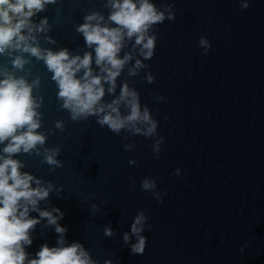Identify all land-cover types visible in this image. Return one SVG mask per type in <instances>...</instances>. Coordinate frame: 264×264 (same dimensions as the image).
Wrapping results in <instances>:
<instances>
[{"label":"water","instance_id":"95a60500","mask_svg":"<svg viewBox=\"0 0 264 264\" xmlns=\"http://www.w3.org/2000/svg\"><path fill=\"white\" fill-rule=\"evenodd\" d=\"M155 3L175 18L150 29L157 35L154 55L134 74L129 69L143 57L134 41H126L119 55L131 52L132 59L116 78L115 92L106 91L103 100L119 95L126 82L158 120V134H117L95 115L73 120L44 61L23 53L26 63L16 68L11 61L18 53L6 52L0 54V70L29 83L38 80L33 86L37 131L46 136L39 153L16 155L24 171L53 185L40 207H59L66 240L83 242L99 264L106 258L113 264H264V0H248L247 8L241 7L243 0ZM105 4L57 0L48 5L34 17L47 16L50 24L47 32L36 33L39 46L67 47L73 55L92 51L76 25L88 12L107 17ZM201 36L211 43L207 53L198 44ZM151 73L155 79L148 82ZM157 95L164 98L158 101ZM159 136L164 140L157 155ZM57 147L61 166L44 159L46 149ZM145 177L155 178L156 188L144 190ZM155 192H166L162 202ZM141 211L147 217L142 254L131 251L134 235L124 240ZM106 226L111 236L104 234ZM57 235L42 219L26 250L34 255L41 244L54 245Z\"/></svg>","mask_w":264,"mask_h":264},{"label":"clouds","instance_id":"9594fccd","mask_svg":"<svg viewBox=\"0 0 264 264\" xmlns=\"http://www.w3.org/2000/svg\"><path fill=\"white\" fill-rule=\"evenodd\" d=\"M55 3L57 0H0V54L7 52L12 56L13 51L17 52L11 61L16 68H23L26 63L27 57L23 53L42 59L56 81L62 106L70 111L73 120L95 115L101 126L106 125L117 134L129 130L145 137L156 136L158 120L147 105H141L137 90L124 82L119 95L111 101L105 102L103 97L106 91L115 92L116 78L132 59L131 52L119 55L126 41H134L133 47L139 46L143 57V60L136 59L133 68L129 69L130 74H134L137 68L144 66V60L154 55L157 35L150 29L166 18L174 19L175 14L158 8L155 0H106L107 17L99 11L88 12L84 14L83 22L76 25V31L83 35L85 44L92 51L73 55L67 47L42 49L37 42L36 33L47 32L50 24L47 16L38 21L34 17ZM248 6V0H243L241 7ZM48 39L54 42V38ZM198 44L204 53L211 47L204 36L199 37ZM93 63L98 71L93 69ZM147 79L152 82L154 74H149ZM37 83L38 80L29 83L23 76L0 70V264H99L83 242L66 240L67 227L59 222L64 212L59 207H40L53 185L51 182L45 185L32 173L24 171L23 161L16 155L33 150L39 153L37 146L46 140V136L37 131L41 123L37 111L39 101L33 96V86ZM163 98L162 95L155 97L158 101ZM56 127L63 128V122L57 121ZM163 140V136L155 140L154 153L157 155ZM125 149L129 146L125 145ZM59 151V147L46 149L45 161L61 166L62 162L56 159ZM180 173L181 169L177 167L175 174ZM132 185L135 186L134 181ZM141 187L144 190L156 188L155 178L145 177ZM165 194L155 192L154 196L162 202ZM32 212L38 215H31ZM42 219L47 225L54 226L58 235L54 245L45 242L33 255L26 248L32 244V231ZM146 219L141 211L134 217L129 232L124 233L126 242L130 235L136 237L131 244L133 253L142 254L145 250L147 237L142 232ZM104 234L111 236L110 226L104 228ZM104 264L113 262L106 258Z\"/></svg>","mask_w":264,"mask_h":264}]
</instances>
